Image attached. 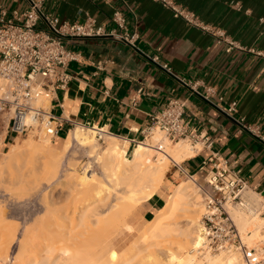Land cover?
<instances>
[{
  "label": "crops",
  "instance_id": "obj_1",
  "mask_svg": "<svg viewBox=\"0 0 264 264\" xmlns=\"http://www.w3.org/2000/svg\"><path fill=\"white\" fill-rule=\"evenodd\" d=\"M126 1L135 14L125 11L128 27L141 36L137 50L111 37L67 45L77 56L67 68L71 77L67 87L57 90L50 103L61 124L54 142L63 145L76 127L99 129L116 137L128 157L143 143L150 117L169 98H177L186 102L191 126L210 137L213 145L210 151L174 165L175 176L188 175L198 184L194 177L206 176L209 170L203 163L218 154L231 170L240 173L252 195L264 198V139L236 121L245 118L264 135V58L255 54L264 51V0H175L246 49L231 53L158 2ZM113 5H119L117 0ZM28 8V0H0V18L3 12L11 18L13 11ZM44 8L62 22H83L91 17L107 31L115 29L113 9L100 1L46 0ZM39 28L47 29L43 21ZM155 55L168 64L171 73L152 62ZM206 87L215 88L216 98L223 101H207L203 97ZM231 102L238 104L233 117L223 112ZM176 181L165 179L143 204L146 220L185 180Z\"/></svg>",
  "mask_w": 264,
  "mask_h": 264
},
{
  "label": "built area",
  "instance_id": "obj_2",
  "mask_svg": "<svg viewBox=\"0 0 264 264\" xmlns=\"http://www.w3.org/2000/svg\"><path fill=\"white\" fill-rule=\"evenodd\" d=\"M100 1L113 9L111 22L115 28L107 31L99 26L94 18L87 17L83 22H62L58 17L46 12V0H28L29 8L25 11H13L8 18L2 13L0 18V115L7 122V129L15 138L28 134H36L54 140L61 126L59 118L50 109L53 95L59 89H65L71 80L67 68L76 60V54L67 48L77 40L111 37L137 50L141 38L138 31L128 27L125 11H134L126 0ZM170 9L175 17H181L190 25L211 35L216 44L225 47L226 53L234 50H246L240 43L228 36L222 29L205 24L194 13L176 3L175 0H153ZM46 30L39 28L40 22ZM252 51V50H247ZM264 58V51L256 52ZM152 62L164 71L171 73L167 63H163L157 55L151 57ZM194 87V86H193ZM203 97L213 102L216 98L213 87H206ZM237 102H231L223 112L233 117L237 113ZM186 102L177 98H169L160 111L150 117V124L143 133L146 142L155 131L174 144L187 140L197 153L210 151L213 140L193 128L186 118ZM245 130L261 136L257 124H247L245 118L236 120ZM102 132V131H100ZM106 133V132H102ZM99 140H103L98 135ZM156 145L161 151L162 145ZM197 146H201L198 150ZM209 168L205 176L208 191L201 187L205 195L204 209L199 220L202 238L201 253H237L244 264H264V236L260 245L250 247L248 239L251 233L244 234L236 224L233 212L242 211L251 220H261V232L264 235V198L256 196L250 201V187L239 172L229 168L227 162L220 160L218 154L203 163ZM253 194V193H252Z\"/></svg>",
  "mask_w": 264,
  "mask_h": 264
},
{
  "label": "bare ground",
  "instance_id": "obj_3",
  "mask_svg": "<svg viewBox=\"0 0 264 264\" xmlns=\"http://www.w3.org/2000/svg\"><path fill=\"white\" fill-rule=\"evenodd\" d=\"M1 87L2 85L0 86V91H1ZM100 131L102 130L76 127L75 129L69 132L66 142L60 146V148L62 149L61 153L63 155L68 152L70 153L72 147L75 145L88 148L90 150V153L92 154L91 157H93L96 160V163L98 164L99 169L102 173V178L99 179L100 177H97L94 173H91V170L88 169L91 168L90 165H86V167L84 166V164H83L84 167H80L79 164L71 165L73 173L71 174L72 176L70 178H74L73 184H75L74 187H76L73 190L76 192V194L78 193L79 195L81 194L84 195L85 197L86 196L88 197V198L86 197V199L88 200L86 201L87 202L90 201V202L87 205V207L84 209L87 210L89 209L88 212L91 211V213H93V214H89L88 217L86 216L88 212L86 213L85 211H83L84 210L83 209L82 210L83 214L81 216L79 215L80 218L77 217L79 218L78 223L79 221H81L82 224L87 222V221H83L84 219L87 218L89 219L90 217H92L90 215H94L92 218L94 217L97 218V220L94 218L96 226H98V224L100 223L103 225L104 221L108 220L107 219L108 217L111 218V221L118 223V221L121 218H123L122 215L126 217L132 212L130 211L129 213L130 208L131 210L133 208L137 209V207L142 206L156 193L158 188L167 178L166 175L167 172L169 171L171 162L175 164H182L185 160L194 157L197 153L196 148H192L187 140H181L180 142H177L174 145H170L167 144L166 141L160 140V132L155 131L154 132L155 135L153 134L152 137L148 139L149 142L140 143L135 148L132 157L128 158L126 156L127 150L119 147L116 137L111 136L107 133H102L105 131L102 132ZM99 134L102 136V139L107 138L108 140L106 146L104 147V149H102V151L101 150L99 151L97 144V136ZM43 138H41V141ZM159 142H160L159 145H162L161 151H159L156 148V145H158ZM27 144L26 145L24 144L26 146L24 148L26 149L31 145L30 143L29 145ZM51 144H52V138L50 139L46 138V140H43L42 143L40 142L39 145L35 144L34 146L33 144L29 147V149L31 147H34L33 150L30 149L29 151H34L36 149L37 151L36 150L35 151L38 153H42V152L48 153L47 156L43 158L44 160L42 163L43 165L42 167H43L44 175L47 176L49 180L50 179L52 180L54 179V177L57 176L61 165L60 164L61 157L51 149ZM24 148L18 145H13V147H11V151L9 149L10 153L7 154L8 158H6L7 159L6 163L11 164L10 166H13L11 161L13 162L14 160V162H17L20 154H22V152L26 153L24 152L25 150ZM0 165H1L0 167L4 166V164L2 163ZM202 192L203 191L201 187H199L198 184H196L192 179L180 183L177 186L174 193L169 197L166 204L158 211L157 215L155 216V219L151 221L149 226L141 233V235L139 236L140 237L139 241L137 240L138 242L136 244H132V246L134 245L133 247L129 246L131 250L130 249L128 250L130 251L133 250L132 254L133 255L135 254L131 258L133 259L135 258V256L139 257V255L143 254V257L146 256V261H144L145 258L141 257L143 258L142 259V261L144 262L143 264H145L146 262H147L146 264H244L242 258L237 253H225V254L219 253L220 255H211V253L199 252L202 249V238L198 226L199 224L198 211H200L201 208L200 195ZM112 196L114 197L113 198L114 200L110 199L112 198ZM249 196H250L249 197L250 201L256 200V196L252 195V193H250ZM111 200L114 203H110ZM104 208H107L109 211V212L107 211V213L109 214V216L107 215L108 217H106V215L102 216L104 214L103 213L104 212L103 210H105ZM126 209L129 214L126 211L124 212V210ZM3 211L2 210L0 211L1 214L0 216H2V214L4 213ZM180 212L184 214V215L182 214V217L184 216V219L182 218L184 222L176 223L177 222V221L175 222V220L177 219L176 216L178 213H179L178 215L181 216ZM233 217L242 233L244 234H247L248 232L251 233L250 238L248 239L249 244H252L250 245V247L259 246L264 236L263 233L261 232L262 228L260 224H254V222L256 221L251 220L250 217L242 211H237V210L234 211ZM115 218H118L119 220L118 219L115 220ZM3 220L4 217L2 221L0 220V223L4 222ZM90 220L94 223V221L91 218ZM92 222L89 223L87 222V224L85 223L84 226L85 225L89 226L88 224H91ZM81 223L79 224L82 225ZM108 223L111 224L112 222H108ZM2 224L4 223L0 224V234L8 237V241H9L8 244L11 246V244L15 242L14 241L15 238L12 235V233L6 230L8 229V226ZM90 227L92 226H89L88 230L90 229ZM98 228L96 227V229ZM96 229L94 230L96 231ZM13 234L16 233L14 232ZM83 236L84 235H82V237L80 238L81 241ZM11 237L14 240L11 239L10 241ZM31 238L29 237V235L28 236L25 235L22 241L20 239H19L20 241L17 240L18 243L20 242L19 243L20 247H17L19 249V252L17 250L16 253L17 255L16 254L14 255L13 264H25V263L27 264V260L33 259L34 254L33 252H31L33 248V240H32L33 238L32 239ZM80 240L77 241L78 242L77 245L79 246L78 247L76 246L77 247L76 250H74L75 247L74 249L68 248L63 250H61L62 249L61 248L60 256L58 257V260L56 262H55L56 259L54 260L53 264H117L118 263L117 258H119L120 254H118L114 249L110 248L108 244L106 245V247L103 246V249L100 250V253L103 254V256H105L104 255L105 252H108L107 257L98 260L99 253H94V252L88 253L89 248L83 249L84 247L82 246V244L84 241L81 242ZM140 241L141 242L143 241L144 249L138 248L139 250L137 251L134 250L136 249V246H139V243H141ZM112 242L113 241H111V244ZM164 243H168L176 246V252L172 251L169 253L168 256H164L165 258L167 257L166 260L165 259L163 260V258L160 257V254L162 255V253H160L161 250H158L159 252H157V249ZM10 246H7L8 250ZM66 247L67 246H65V248ZM51 250L53 249H48L47 251H51ZM72 250L75 252H73ZM127 251L125 253H127ZM191 252L194 255H192ZM200 257H202L203 259L200 260L199 259ZM4 259L1 260L2 263ZM44 259L46 263L41 260L43 264L44 263L48 264V262H50L49 258H44ZM132 259L129 260V262L127 263H125V261L123 260L122 261L125 264H130L132 262ZM5 262H7V259L5 260ZM28 264H32V263H28Z\"/></svg>",
  "mask_w": 264,
  "mask_h": 264
},
{
  "label": "rangeland",
  "instance_id": "obj_4",
  "mask_svg": "<svg viewBox=\"0 0 264 264\" xmlns=\"http://www.w3.org/2000/svg\"><path fill=\"white\" fill-rule=\"evenodd\" d=\"M1 85H2V82H0V86ZM1 94L2 92L0 91V96ZM3 119H4V116L0 115V164L1 163L4 164V166L2 165L3 167H0L1 168L0 169V211L4 210L3 211L4 215L2 214V216L4 217V220H3L4 222H1V223H4L5 225L8 226V229L6 230L12 233V235L15 238L14 240L12 236L10 238V241L11 239H13L17 243L15 242L12 244L10 243L11 244L10 246L8 244L9 242L8 237L0 234V264H13L14 255L17 253V250L19 252V249L17 247H20V244H19L20 242L18 243V241L20 240L22 241L25 235L27 236L29 235L30 238L31 237L33 238V239L31 238L33 240V248L31 252H33L34 256L31 255L33 256V259L27 260V264L28 263H32V264L40 263L41 264L42 261L45 262L44 258H49L50 262H48L47 260L46 261L48 262V264L49 263L53 264L55 259H56L55 262L58 260L61 250L68 249V248L74 249V247H75L74 250H76V248L79 246L77 245L78 243L77 241L80 240L82 235H84L82 238V241H84L83 242L84 245L82 244V246L84 247L83 249L89 248V250L87 249L88 253L90 252L99 253L98 260H100L101 258L104 259V257H107L108 252H105L104 253L105 256H103V254L100 253V250L103 249V246L106 247V245L108 244L110 248L114 249L118 254L121 255V256L119 255V258H117L119 264L124 263L123 261H125V263L129 262V260L132 259L131 257L135 255V254L134 255L132 254L133 250L130 251L131 250L130 247H133L134 245L132 246V244H136L139 241L140 239L139 236L149 226L151 221L155 219V216L157 215L158 211L161 208L157 210L155 212V215L149 220L145 219L146 216L144 213L143 205L140 207H137V209L133 208L134 210L133 209L131 210L130 208L129 213L130 211H132L130 214L127 212V209H126L124 210V212L126 211L129 215L125 217L121 214L122 213L121 212L120 214L123 217L121 218L122 220L115 218V220L116 219L119 220V221L117 220L118 223L111 221V218L108 217L109 216V214L107 213L108 209L104 208L105 210H103L104 214L102 216L106 215V217H108L107 218L108 220L107 221L105 220L103 225L100 223L101 225L98 224V226H96L94 218L96 220L97 218L96 217L92 218L94 215H90L92 216L90 218L94 221V223L90 220V218L88 219L87 217H86L87 219L83 220V221H87L88 223L92 222L91 223L92 225L88 224L89 226H92L88 230L89 226H86V225L84 226V224L85 223L87 224V222L82 224L81 221H79V223L82 224L80 225L78 223V219L83 214V211H85L86 213L88 212L89 209L87 210L84 208L87 207L90 201L87 202L88 201L86 199L87 196L85 197L84 195H81V194L79 195L78 193L76 194V192L73 190L76 188L74 187L75 184H73L74 178H70V177L72 176L71 174L73 173L71 165L79 164L80 167H84V166L86 167V165H90L91 168H88V169L91 170V173H94L97 177H100L99 179L102 178V173L99 169L98 164L96 163V160L93 157H91L92 154L90 153V150L86 147L75 145L72 147V150L70 153L68 152L63 155L61 153L62 149L60 148V146H58V144L55 143L54 140H52L51 149L55 151L61 157L60 159L62 162L60 161L61 165H60L57 176L54 177V179L49 180V178H47V176L44 175L43 167H42L43 166L42 163L44 160L43 158L47 156L48 153L47 152L38 153L36 152L37 151L36 149H35L36 151L35 150L29 151L30 149L33 150L34 148V147H31L29 149L31 145L33 144L34 146L35 144L39 145L40 142L42 143V141L46 140V138L45 137L43 138V136H38L33 133L15 138L14 136L11 135L10 131L7 129V122L4 121ZM153 134L155 135V133ZM41 138H43L42 141H41ZM47 139H50V138H47ZM160 140L166 141L167 144H170V145L176 144V143L172 144L166 139H164L161 133H160ZM107 141H108L107 138H103V140H99L97 136V144H98L99 151L100 150L102 151V149H104V147L107 144ZM146 142H149V140ZM29 143L31 145L29 147L27 146L28 147L27 148L28 150H27L24 147H26L25 146L26 144L29 145ZM13 145H18L24 148L25 149L24 152L26 153L22 152V154H20V156L18 157L19 161L15 159L17 160V162H14L13 160L15 164L11 161L13 166H10L11 164L6 163L7 161L6 158H8L7 154L10 153L11 147H13ZM200 148L201 146H198V150ZM131 157H132V154H129L128 158H131ZM170 164L172 166L170 165L169 167L170 172L168 171L169 174L167 172L166 180L167 179L169 181L177 180L176 182L190 180L188 175L187 176L179 175V177L175 176L176 168L174 165L176 164L173 162H171ZM194 179L197 181V183L200 186L204 187L208 191V188H206V184L204 181L205 176H200L199 178L194 177ZM113 198L114 197L112 196V198L110 199L114 200ZM112 200L110 201V203H114L112 202ZM204 201H205V195L202 192L200 195L201 208H200V211H198V214H199L198 223L203 213ZM89 212L86 215L88 217H89V214H93L91 213V211ZM178 214L176 216L177 219L175 220V222L176 221H177L176 223L184 222L182 220V218L184 219V216L182 217L183 213L180 212L181 216ZM2 216H0L1 221L3 219ZM108 222H112V223L109 224ZM94 224H95V227H94ZM254 224H260L261 227L263 225L261 220H256ZM96 227L97 228L99 227V228L96 229ZM94 229H96V231ZM14 232L16 234H13ZM94 232L98 234L96 235ZM111 241H113L112 244H111ZM109 243L112 245V247ZM7 246H10L9 250L7 249ZM65 246L67 247L65 248ZM138 248L144 249L143 241L139 243V246H136V249L134 250L137 251L139 250ZM48 249H53V250L47 251ZM158 250H161L160 253H162V255L160 254V257L163 258V260L164 259L166 260L167 257L165 258L164 256H168L169 253L172 251L176 252V246L172 244L164 243L157 249V252H159ZM126 251L127 253H125ZM128 252L129 253L131 252V253L129 254ZM191 254L194 255L192 252ZM211 255H220V254L213 253ZM141 257H143V254L139 255V257L135 256V258L132 259V262L130 261L131 262L130 264H143L144 262L142 261V259L145 258L144 261H146V256H144L143 258ZM2 259H4L3 263L1 261ZM6 259H7V262H5ZM199 259L201 260L203 258L200 257Z\"/></svg>",
  "mask_w": 264,
  "mask_h": 264
}]
</instances>
